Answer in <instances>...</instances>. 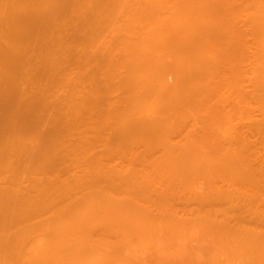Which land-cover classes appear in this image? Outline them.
Returning <instances> with one entry per match:
<instances>
[{
	"label": "bare ground",
	"instance_id": "obj_1",
	"mask_svg": "<svg viewBox=\"0 0 264 264\" xmlns=\"http://www.w3.org/2000/svg\"><path fill=\"white\" fill-rule=\"evenodd\" d=\"M109 1L0 0V264H264V0Z\"/></svg>",
	"mask_w": 264,
	"mask_h": 264
},
{
	"label": "rangeland",
	"instance_id": "obj_2",
	"mask_svg": "<svg viewBox=\"0 0 264 264\" xmlns=\"http://www.w3.org/2000/svg\"><path fill=\"white\" fill-rule=\"evenodd\" d=\"M108 1H109V0H108ZM108 1L106 0V4H107V5H108V3H107ZM109 2H110V1H109ZM138 5H139V4H138ZM138 5H135V7L138 6ZM140 7H141V6H140ZM136 10H137V9H136ZM138 11H139V10H138ZM127 19H128V18H127ZM125 21H126V20H125ZM127 21H128V20H127ZM127 21H126V22H127ZM116 24H117V23H116ZM119 24H120V23H119ZM121 24H122V23H121ZM124 24H125V23H124ZM127 24H128V23H127ZM125 25H126V24H125ZM113 26H114V25H113ZM116 26H117V25H116ZM123 26H124V25H123ZM123 26H122V27H123ZM138 26H139V25H138ZM111 27H112V26H111ZM118 27H120V25H119ZM118 27H117V28H118ZM122 27H121V28H122ZM124 27H125V26H124ZM151 27H152V26H151ZM67 28H68V31H67V32L75 33V32H72L73 29H71L70 27H67ZM127 28H128V27H127ZM127 28H126V29H127ZM132 28H134V27H132ZM137 28H139V27H137ZM148 28H149V27H148ZM152 28H153V27H152ZM113 29H114V28H113ZM119 29H120V28H119ZM119 29H118V30H119ZM126 29L123 28L122 31H123V30L125 31ZM128 29H130V28H128ZM65 30H66V29H65ZM118 30H116V31H118ZM132 30H133V29H132ZM132 30H131V31H132ZM148 30H149V29H148ZM153 30H154V29H152V31H153ZM62 31H63V30H62ZM62 31H61V32H62ZM111 31H112V30H111ZM111 31H109V32H111ZM114 31H115V30H114ZM122 31L120 30V34H121ZM124 31H123V32H124ZM140 31H141V29H140ZM140 31H139V32H140ZM150 31H151V30H150ZM64 33H66V32H64ZM111 33H112V32H111ZM111 33H110L109 35H111ZM115 33H116V32H114V35H115ZM125 33H127V32H125ZM129 33H130V30L128 31V35H129ZM132 33H133V31H132ZM132 33H131L130 35H134V34H132ZM66 34H68V33H66ZM112 34H113V33H112ZM70 35H71V34H70ZM70 35H69V39L71 38ZM72 35H73V34H72ZM136 35H137V34H136ZM117 36L119 37V33H118V35H116L115 38H117ZM134 36H135V35H134ZM103 37L106 38V37H107V34H106V36L104 35ZM111 37H112V36H111ZM100 38H102V37H100ZM107 38H108V40H109V37H107ZM115 38H114V39H115ZM110 39H111V38H110ZM112 39H113V38H112ZM117 39H120V37L117 38ZM117 39H115V40H117ZM101 40H102V41H101ZM101 40H100L101 42H104V41H103L104 39H101ZM176 40H177V38H176ZM179 40H180V39H179ZM106 41H107V40H106ZM174 41H175V40H174ZM65 42H66V41H65ZM101 42H99V43H101ZM113 42H114V41H113ZM116 42H117V41H116ZM177 42H178V40H177ZM78 43L81 44V43H83V42H81V43H80V42H77L76 44H78ZM111 43H112V42H111ZM179 43H180V42H179ZM181 43H182V42H181ZM70 44H72V43H70ZM70 44H67V46L70 45ZM83 44H84V43H83ZM95 44H96V43H95ZM115 44H116V43H115ZM173 44H174V43H173ZM64 45H65V44H64ZM117 45H118V44H117ZM175 45H176V44H175ZM177 45H178V43H177ZM65 46H66V45H65ZM71 46H72V45H71ZM74 46H75V45H74ZM81 46H82V45H81ZM115 46H116V45H115ZM121 46H122V44H121ZM121 46H119V47H121ZM69 47H70V46H69ZM69 47H68V48H69ZM79 47H80V46H79ZM95 47H96V46H95ZM95 47L93 46L94 49H95ZM117 47H118V46H116V48H117ZM119 47H118V48H119ZM63 48H65V47H63ZM68 48L66 47L65 49H68ZM74 48H75V47H74ZM77 48H78V47H77ZM80 48H81V47H80ZM113 48H114V47H113ZM71 49H72V48H71ZM71 49H69L68 51L65 50L66 53H65V55L63 54V55L65 56V58H66V57H69V59H72V57H74V56L76 57V55H74V56H70V54L73 53V52L70 51ZM81 49H82V48H81ZM83 49H84V48H83ZM114 49H115V48H114ZM114 49H112V50H114ZM121 49H122V48H121ZM126 49H127V48H126ZM126 49L123 48L124 51H125ZM62 50H63V49H62ZM62 50H60V52H61ZM72 50H73V49H72ZM75 50H76L75 53L77 54L78 51H77V49H75ZM89 50H90V49H89ZM123 50H122V52H124ZM131 50H132V49H131ZM131 50L128 49L127 52L130 54V53H132ZM57 51H58V50H57ZM63 51H64V50H63ZM73 51H74V50H73ZM81 51H82V50H81ZM83 51H84V50H83ZM83 51H82V52H83ZM58 52H59V51H58ZM92 52H93V51H92ZM110 52H111V50L109 51V53H110ZM120 52H121V51H120ZM63 53H64V52H63ZM75 53H74V54H75ZM107 53H108V52H107ZM112 53H113V52H112ZM112 53H111V54H112ZM114 53H115V52H114ZM128 53H127V54H128ZM37 54H39L38 51H37ZM58 54H60V53H58ZM79 54H80V51H79ZM79 54H78V55H79ZM122 54H123V53H122ZM55 55H56V54H55ZM78 55H77V56H78ZM83 55H85V54L83 53ZM83 55H81L80 57L82 58ZM103 55H105V53H103ZM107 55H108V54H107ZM85 56H87V55H85ZM167 56H170V55H167ZM58 57H59V56H58ZM62 57H63V56H62ZM104 57H106V55H105ZM107 57H109V55H108ZM107 57H106V58H107ZM60 58H61V56H60ZM77 58L79 59V57H77ZM153 58H154V57H153ZM169 58H172V56H170ZM57 59H58V58H57ZM57 59H56V60H57ZM61 59H62V58H61ZM66 59H67V58H66ZM75 59H76V58H75ZM172 59H173V58H172ZM67 60H68V59H67ZM67 60H66V61H67ZM73 60H74V58H73ZM84 60H85V59H84ZM155 60H156V59H155ZM167 60L170 61V59H167ZM57 61H59V60H57ZM66 61H65V59H64V62H66ZM68 61H69V60H68ZM71 61H72V60H71ZM74 61H75V60H74ZM80 61H81V60H79V63H80ZM172 61H173V60H172ZM61 62H62V61H61ZM64 62H63V64H65ZM84 62H85V61H84ZM73 63H74V62H73ZM76 63H78V62L75 61V64H76ZM81 63H82V62H81ZM85 63H86V62H85ZM92 63H93V62H92ZM94 63H95V62H94ZM172 63H173V62H172ZM172 63H171V66H172ZM58 64H60V63L58 62ZM66 64H67V63H66ZM70 64H71V63H70ZM70 64H67V65H70ZM86 64H87V63H86ZM88 64H89V63H88ZM95 64H96V63H95ZM168 64H169V63H168ZM60 65H61V64H60ZM67 65H66V67H67ZM91 65H93V64H91ZM58 66H59V65H58ZM71 66H72V65H71ZM74 66H75V65H74ZM74 66H73V67H74ZM86 66H87V67H91V68H92V71H94L92 66H90V65H89V66L86 65ZM33 67H34V66H33ZM64 67H65V66H64ZM66 67H65V68H66ZM68 67H70V66H68ZM75 67H76V66H75ZM75 67H74V68H75ZM77 67H78V65H77ZM96 67H97V66H96ZM101 67H104V68L106 69V68H107V65H104V64H103ZM34 68H35V67H34ZM34 68H33V70H34ZM37 68H38V67H37ZM56 68H57V67H56ZM70 68H71V67H70ZM70 68H69V69H70ZM74 68H73V69H74ZM91 68H90V69H91ZM94 68H95V67H94ZM108 68H110V65L108 66ZM57 69H58V68H57ZM67 69H68V68H67ZM73 69H71L70 71H73V72H74ZM77 69H78V68H77ZM77 69H76V73H77ZM87 69H88V68H87ZM87 69L85 68V70H87ZM33 70H32V71H33ZM37 70H38V69H36V71H37ZM53 70H56V69H53ZM53 70H52V71H53ZM58 70H59V69H58ZM61 70H62V69H61ZM52 71H50V72H52ZM62 71H63V70H62ZM62 71H61V72L59 71L60 74L62 73ZM81 71H83V70H81ZM50 72H49V73H50ZM85 72H87V73L89 74L90 70H89V72H88V71H85ZM85 72H84V74H85ZM34 73H35V71H34ZM55 73H56V72H55ZM80 73H81V72H80ZM91 73H93V72H91ZM170 73H171V72H170ZM170 73H169V74H170ZM45 74H46V73H45ZM53 74H54V73H53ZM58 74H59V73H58ZM70 74H72V73H70ZM78 74H79V72L77 73V75H78ZM82 74H83V73H82ZM169 74H167V75H168L167 78H170V77H171V79L173 80V78H175V76H173L172 74H170V76H169ZM174 74H175V73H174ZM46 75H47V74H46ZM46 75H44V77H45ZM56 75H57V74H56ZM72 75H73V74H72ZM74 75H75V74H74ZM74 75H73V77H76V75H75V76H74ZM90 75H91V74H90ZM171 75H172V76H171ZM182 75H183V74H182ZM250 75H251V74H250ZM250 75H249V77H250ZM47 76H48V75H47ZM60 76H61V75H60ZM50 77H51V75H50ZM55 77H56V76H55ZM68 77H69V76H68ZM71 77H72V76H70V79H71ZM79 77L81 78L82 76H79ZM172 77H173V78H172ZM32 78L34 79V77H32ZM58 78H59V77H58ZM165 78H166V77H165ZM167 78H166V79H167ZM217 78H218V77H217ZM243 78H244V77H243ZM28 79H29V78H28ZM30 79H31V78H30ZM43 79L45 80V79H47V78H43ZM48 79H50V78H48ZM48 79H47V81H48ZM70 79L68 78V80H70ZM73 79H74V78H73ZM76 79H77L76 82H78V81L80 82V81H81V80H78V78H76ZM76 79H75V80H76ZM171 79H168V80H171ZM175 79H176V78H175ZM247 79H248V78H247ZM34 80H35V79H34ZM39 80H40V79H39ZM55 80H56V79H55ZM75 80H74V81H75ZM82 80H83V79H82ZM215 80H216V79H215ZM240 80H241V79H240ZM26 81H27V80H26ZM36 81H37V78H36V80H35V83H36ZM41 81H42V79H41ZM50 81H51V80H50ZM166 81H167V80H166ZM218 81H220V79H218ZM37 82H38V81H37ZM42 82H43V81H42ZM48 82H49V81H48ZM53 82H54V81H53ZM53 82H51V84H52ZM57 82H58V81L56 80V83H57ZM67 82H69V81H67ZM71 82H72V81H71ZM167 82H169V81H167ZM241 82H242V80H241ZM247 82L249 83V79L247 80ZM23 83H24V82H23ZM26 83H27V82H25L24 84H26ZM35 83H34V84H35ZM38 83H40V82H38ZM45 83H46V82H45ZM82 83H84V82H81V84H82ZM169 83H172V81L169 82ZM248 83H246V82L244 83V82H243L242 85L244 84V86H245V84H248ZM31 84H33V83L31 82ZM47 84H48V83H47ZM47 84H46V85H47ZM64 84H65V83H64ZM88 84H89V83H88ZM88 84H87V85H88ZM250 84H251V83H250ZM26 85H27V84H26ZM26 85H24V86L26 87ZM29 85H30V84H29ZM35 85H36V84H35ZM39 85H40V84H39ZM39 85H38V87H39ZM41 85H42V84H41ZM49 85H50V84H49ZM52 85L54 86V84H52ZM65 85H66V84H65ZM67 85H68V84H67ZM67 85H66V86H67ZM69 85H71V84H69ZM85 85H86V84H84V85H82V86H85ZM89 85H90V84H89ZM89 85H88V87H89ZM30 86H32V85H30ZM36 86H37V85H36ZM36 86H34V87H36ZM42 86H43V85H42ZM44 86H45V85H44ZM57 86H59V85H55L54 88H55V87L57 88ZM60 86H61V85H60ZM62 86H63V85H62ZM62 86H61V87H62ZM66 86H65V87H66ZM121 86H122V85H121ZM246 86H247V85H246ZM249 86H250V88L252 87L251 85H248V86H247L248 89H249ZM32 87H33V86H32ZM45 87H46V89H49V87H52V86H48V87L45 86ZM45 87H43V88H45ZM30 88H31V87H30ZM30 88H29V89H30ZM52 88H53V87H52ZM58 88H59V87H58ZM58 88H57V89H58ZM63 88H64V87H63ZM67 88H68V87H67ZM69 88H70V86H69ZM80 88H81V87H80ZM118 88H119V87H118ZM118 88H117V89H118ZM232 88H234V90H237V89H235V86L232 87ZM236 88H237V87H236ZM31 89H32V88H31ZM34 89H35V88H34ZM36 89H38V88H36ZM40 89H41V88H40ZM50 89H51V88H50ZM71 89H72V87H71ZM84 89H85V90H84ZM84 89L82 88L81 91H82V92H86V91H88L89 88L87 89V86H86ZM119 89H120V88H119ZM124 89H125V88H123V90H124ZM201 89H202V88H201ZM246 89H247V88L245 87V90H246ZM25 90H27V89L25 88ZM32 90H33V89H32ZM41 90H42V89H41ZM58 90L60 91V89H58ZM62 90H64V89H62ZM66 90H67V89H66ZM120 90H121V89H120ZM125 90H126V89H125ZM202 90H205V89H202ZM230 90H231V89H229V91H230ZM251 90H252V88H251ZM35 91H36V90H35ZM35 91H34L33 93H39V92H37L38 90H37L36 92H35ZM43 91H44V90H43ZM43 91H42V92H43ZM56 91H57V90H56ZM59 91H58L57 94H56V92H55V94L58 96V99H59V101H60V105H63L64 103H66V101L64 102L65 99H63L65 95L63 94V91H62V93H61V91H60L61 94H59ZM69 91H72V90H69ZM200 91H201V90H200ZM205 91H206V90H205ZM240 91H241V90H240ZM249 91H250V89H249ZM29 92L32 93V91H29ZM40 92H41V91H40ZM44 92H45V91H44ZM51 92L54 94V90H52ZM117 92H118V90H117ZM120 92H121V91H120ZM125 92H126V91H125ZM178 92H179V91H178ZM180 92H181V89H180ZM182 92H183V90H182ZM216 92H217V91H216ZM216 92H214V93L216 94ZM26 93H28V91L25 92V94H26ZM65 93H66V92H65ZM68 93H69V92H68ZM218 93H219V92H218ZM229 93H230V92H229ZM234 93H235V92H234ZM234 93H233V94H234ZM238 93H239V91H238ZM29 94H30V93H29ZM47 94L49 95V92H48ZM47 94H46V95H47ZM50 94H51V93H50ZM62 94H63V95H62ZM69 94L71 95V93H69ZM219 94H220V93H219ZM219 94H218V95H219ZM227 94H228V93H227ZM233 94L231 93V96H234ZM27 95H28V94H27ZM27 95H26V96H27ZM33 95H34V94H33ZM33 95H32V96H33ZM61 95H62V96H61ZM70 95H69V97H67V99L70 98ZM213 95H214V94H213ZM218 95H217V96H218ZM228 95H229V94H228ZM238 95H240V94H238ZM238 95H237V96H238ZM28 96H30V95H28ZM66 96H68V95H66ZM123 96H125V95L123 94ZM197 96H198V95H197ZM199 96H200V95H199ZM215 96H216V95H215ZM33 97H34V96H33ZM52 97H54V96L51 95V99H52ZM55 97H56V96H55ZM201 97H202V96H201ZM201 97H200V99H198V100H201ZM208 97H209V96H208ZM208 97H207V99H208ZM212 97H213V96H212ZM219 97H221V96H219ZM26 98H27V97H26ZM204 98H206V96H204ZM210 98H211V96H210ZM215 98H217V97H215ZM238 98L242 99V98L239 97V96L237 97V99H238ZM30 99H32V97H31ZM46 99H47V97H46ZM46 99H45V100H46ZM51 99H50V100H51ZM53 99H54V98H53ZM56 99H57V98H56ZM58 99H57V100H58ZM62 99H63V102L61 101ZM212 99H213V98H212ZM212 99H210V100H212ZM217 99H220V98H217ZM228 99H230V97H229ZM235 99H236V96L234 97L233 100H235ZM237 99H236L235 101H238V102H239V100H237ZM48 100H49V98H48ZM50 100H49L48 102H50ZM57 100H56V101H57ZM68 100H69V99H68ZM202 100H204V99H202ZM202 100L200 101V103L202 102ZM208 100H209V99H208ZM208 100H207V101H208ZM210 100H209V101H210ZM54 101H55V100H54ZM54 101H51V102H54ZM204 101H205V100H204ZM207 101H205V102H207ZM214 101H215V100H214ZM235 101H234V104H235ZM254 101H255V100H254ZM254 101H251V102L254 103V104H252V105L257 106V108L255 109L256 112H257V111H258V110H257V109H258V105H257V104L255 105L256 102H254ZM68 102H69V101H68ZM212 102H213V100H212ZM226 102L228 103V100H227ZM244 102H245V101H244ZM251 102L249 101V102H247V104H248V103L251 104ZM202 103H204V102H202ZM202 103H201V104H202ZM227 103H225L227 106H230L231 108H233V107L230 105V104L232 103L231 101H230V104H227ZM52 104H53V103H52ZM220 104H222V103H220ZM247 104H245V105H247ZM250 104H249V106H250ZM64 105H65V104H64ZM222 105H223V104H222ZM226 105H225V106H226ZM236 105H238V103H237ZM236 105H234V106L236 107ZM66 106H67V104H66ZM62 107H64V106H62ZM250 107H251V106H250ZM250 107H249V108H250ZM252 107H253V106H252ZM60 108H61V106H60ZM228 108H229V107H227V110H230L231 112H232V110L234 109V108H233V109H228ZM62 109H64V108H62ZM98 109H99V108H98ZM96 110H97V109H96ZM227 110H226V111H227ZM255 110H254V112H255ZM217 111H218V110H217ZM261 111H262V110H261ZM261 111H260V109H259V113H258V114H254V115H257L256 118L259 119V120H260V118H258V115H260ZM227 112H228V111H227ZM233 112H234V111H233ZM233 112H232V113H233ZM249 112H251V113H249ZM249 112H247V114L249 113L251 116H250V115H249V116L247 115L248 118L254 116V115H253V109H252V111H249ZM256 112H255V113H256ZM223 113H224V112H223ZM232 113H231V114H232ZM215 114L217 115L216 112H214V113L211 114V115H215ZM234 114H235V113H234ZM245 114H246V113H245ZM245 114L243 115V116H244V120H246V119H245V118H246ZM262 114H263V113H262ZM232 116H233V115H232ZM260 116H261V115H260ZM262 116H263V115H262ZM214 117H215V116H213V118H214ZM233 117H234V116H233ZM238 117H240V116H238ZM254 117H255V116H254ZM254 117H252V118H254ZM242 118H243V117H242ZM256 118H255V119H256ZM216 119H217V118H215V120H216ZM230 119H233V118L231 117ZM237 119H239V118L236 117L234 120H237ZM240 119H241V117H240ZM257 119H256V120H257ZM261 119H262V117H261ZM170 120H171V119H170ZM170 120H169V121H170ZM219 120H220V119H219ZM222 120H223V119H221L219 122H221ZM244 120H242V121L245 122L244 124L246 125V121H247L248 119H247L246 121H244ZM250 120L252 121V119H250ZM256 120L253 119V122H255ZM259 120H258V121H259ZM171 121H172V120H171ZM171 121H170V122H171ZM174 121H175V120H174ZM174 121H172L173 124L176 122V121H175V122H174ZM240 121H241V120H240ZM240 121H239V122L237 121V122L239 123L238 125H240V123H241ZM248 121H249V120H248ZM167 122H168V121H167ZM170 122H169V125H170ZM190 122H191V121H190ZM235 122H236V121H235ZM253 122L251 123V126H252V124H254ZM165 123H166V122H165ZM188 123H189V122H188ZM226 123H227V122H226ZM230 123H231V120H230ZM247 123L250 124L249 122H247ZM171 124H172V123H171ZM173 124H172V125H173ZM213 124H215V123H213ZM219 124H220V123H219ZM222 124L224 125L223 122H222ZM241 124H242V123H241ZM248 124H247V125H248ZM187 125H188V124H187ZM189 125H190V124H189ZM191 125H192V124H191ZM216 125H217V122H216ZM216 125H215V126H216ZM220 125H221V124H220ZM220 125H219V126L217 125V127L220 128ZM225 125L227 126V124H225ZM236 125H237V124H236ZM215 126H213V127H215ZM232 126H233V125H232ZM241 126H242V125H241ZM249 126H250V125H249ZM191 127H192V126H191ZM191 127H190V128H189V127H186V129L188 128V129L190 130ZM224 127H225V126H223V128H224ZM206 128H207V127H206ZM211 128H212V127H211ZM221 128H222V126H221ZM181 129H182V128H181ZM183 129H184V128H183ZM197 129H198V128H197ZM207 129H208V128H207ZM184 130H185V129H184ZM208 130H210V129H208ZM217 130H218V129H217ZM180 131H181V130H180ZM190 131H191V130H190ZM190 131H189V132H190ZM197 131H198V130H197ZM205 131H206V130H205ZM213 131H214V130H212V132H211V131H210V132L213 134ZM215 131H216V130H215ZM215 131H214V132H215ZM177 132H178V131H177ZM182 132H183V131H182ZM187 132H188V130H187ZM187 132H186V133H187ZM219 132H221V131H218L217 134H218ZM186 133H184V136H188ZM195 133H196V131H195ZM211 133H210V134H211ZM189 134H191V133H189ZM200 134H201V133H200ZM207 134H209L208 131H207ZM219 134H220V133H219ZM219 134H218V135H219ZM250 134H251V133H250ZM252 134H255V133L253 132ZM172 135H175V134L173 133ZM179 135H181V133H180ZM193 135H195V134H193ZM220 135H221V134H220ZM220 135H219V136H220ZM255 135L257 136V134H255ZM195 136H196V135H195ZM205 136H206V135H205ZM205 136H203V138H204ZM209 136H210V135H208V138H209ZM213 136H217V135L213 134ZM219 136H218V137H219ZM250 136H251V135H250ZM250 136H248V137H250ZM253 136H254V135H253ZM253 136H251V137H253ZM258 136H259V134H258ZM258 136H257V137H258ZM260 136H261V135H260ZM260 136H259V138H260ZM175 137H176V136H174L173 138H175ZM179 137H180V136H179ZM179 137H177V138L179 139ZM181 137L184 138L183 136H181ZM221 137H222V135H221ZM221 137H220L219 139H223V138H224V137H223V138H221ZM177 138H175L174 140H176ZM182 138H181V139H182ZM197 138H198V137H197ZM197 138H196V139H197ZM201 138H202V137H201ZM206 138H207V136H206ZM259 138H258V140H259ZM211 139H212V138H211ZM214 139H216V138L214 137ZM261 139H262V138H260V140H261ZM186 140H187V139H186ZM186 140H184V142H185ZM199 140L201 141L202 139H199ZM205 140H206V139H205ZM212 140H213V139H212ZM217 140H218V139H217ZM59 141H60V140H59ZM172 141H173V139H172ZM179 141H181V140H179ZM194 141H195V140H193L192 142H194ZM197 141H198V140H197ZM197 141H195V142H197ZM210 141H211V140H210ZM210 141H209V142H210ZM215 141H216V140H215ZM218 141H220L219 143L221 144V140H218ZM40 142H41V141H40ZM182 142H183V140H182ZM190 142H191V141H190ZM205 142H206V141H205ZM207 142H208V140H207ZM173 143L177 144L178 141H177V143H176V142H173ZM199 143H200V142H199ZM202 143H204V142H202ZM212 143H213V142H212ZM178 144H182V143L180 142V143H178ZM178 144H177V145H178ZM192 144H194V143H192ZM208 144H209V143H208ZM210 144H211V143H210ZM215 144H218V143L215 142ZM194 145H195V144H194ZM196 145H198L199 148L201 147L200 144H197V143H196ZM206 145H207V144H206ZM211 145H212V144H211ZM213 145H214V144H213ZM203 146H205V144H204ZM216 146H217V145H216ZM218 146H219V145H218ZM139 147L141 148V147H143V145H140ZM207 147L210 148V145H208ZM211 147H212V146H211ZM213 147H215V146H213ZM234 147H235V145H234ZM100 148H101V147H100ZM143 148H144V147H143ZM197 148H198V147H197ZM201 148H203V147H201ZM205 148H206V147H205ZM220 148H221V147H220ZM98 149H99V148H98ZM98 149H97V150H98ZM206 149H207V148H206ZM206 149H204L205 151H204L203 149H202L201 151H203V152L208 151V150H206ZM214 149H216V147H215ZM214 149H213V150H214ZM157 150H158V149H157ZM159 150H161V149H159ZM217 150H218V149H217ZM221 150H222V149H220V151H221ZM142 151H143V150L141 149V152H142ZM220 151H219V152H220ZM154 152H155V151H154ZM156 152H157V151H156ZM199 152H200V151H199ZM215 152H216V150H215ZM215 152H214V153H215ZM217 152H218V151H217ZM219 152H218V153H219ZM158 153H159V152H158ZM208 153H210V151H209ZM214 153H213V154H214ZM221 153H222V151H221ZM202 154H203V153H202ZM204 154L206 155L207 152L204 153ZM210 154H211V153H210ZM219 154H220V153H219ZM154 155H155L156 158L158 157V154L154 153ZM154 155H153V156H154ZM156 155H157V156H156ZM159 155L161 156V154H159ZM211 155H212V154H211ZM216 156H217V155H216ZM211 157H213V155H212ZM214 157H215V154H214ZM214 157H213V158H214ZM219 157H220V155H219ZM153 158H154V157H152V159H153ZM209 158H210V157H209ZM217 158H218V157H217ZM215 159H216V158H215ZM148 162H149V159H148ZM123 164H124V163H123ZM55 170H56V169H55ZM55 170H53V171L56 172ZM60 170H61V169H60ZM60 170L57 169V171H60ZM218 170H219V169H218ZM53 171H51V173H52ZM59 174H60V172H59ZM24 176H25V174H23V177L21 176V177H22V180H23ZM26 176L29 177L28 174H26ZM200 176H201V175H200ZM200 176H199V177H200ZM27 177L25 178V179H27V180H25V179L23 180V181H25V182H24V185H25V186H26V181L29 182V180H28ZM199 177H198V179H199ZM202 177H203V176H202ZM202 177H201V179H202ZM201 179H200V180H201ZM203 179H204V181L206 182V180H205L204 177H203ZM200 180H197V181L199 182ZM219 180H220V179H219ZM216 181H218V177L216 178ZM198 182H197V184H199ZM200 182H201V181H200ZM218 182L221 183V182H222V179H221V181H218ZM218 182H217V184H220V183H218ZM224 183H226V181H225ZM224 183H223V184H224ZM29 184H30V183H29ZM29 184H28V185H29ZM31 184H32V182H31ZM204 184L206 185V183H204ZM204 184H203V181H202V183L200 184V188H201V186H203ZM221 184H222V183H221ZM221 184H220V185H221ZM205 185H204L203 188L207 187V185H206V186H205ZM224 185H225V184H224ZM182 186H183V185H182ZM185 186H186V185H185ZM221 186H222V185H221ZM183 187H184V186H183ZM197 187H199V186L197 185ZM200 188H199V189H200ZM201 190H202V188H201ZM201 193H202V192H201ZM170 202H171V201H170ZM169 204H170V203H169ZM196 204H198V203H196ZM196 204H195V205H196ZM202 204H203V203H202ZM195 205H194V206H195ZM200 205H201V204H200ZM202 206H203V205H202ZM195 207H197V206H195ZM191 208H192V207H191ZM201 208H202V207H201ZM192 209H193V208H192ZM195 209H196V208H195ZM196 210H198V209H196ZM199 210H201L200 207H199ZM178 213H179V212H178ZM195 213H196V212H195ZM195 213L192 212L191 214H192V215L194 214V216H195V215H196ZM197 213L199 214L200 211H199V212L197 211ZM201 213H202V212H201ZM180 214H183V217L185 216V215H184L185 212H184V211L181 212V209H180ZM192 215H191V216H192ZM179 216H182V215H179ZM191 216H190V217H191ZM196 216H197V215H196ZM185 217H187V216H185ZM188 217H189V216H188ZM199 227H200V226H199ZM199 233H200V232H199ZM201 235H202V234H201ZM40 237H41V236H40ZM40 237H39V238H40ZM42 237H43V236H42ZM191 238H192V240H193V237H189V239H188V238H187V239L190 240ZM187 239H186V240H187ZM194 239H195V237H194ZM206 242H207V241H206ZM202 243H205V242L201 241V245H202ZM203 245H208V243H207V244H203ZM200 247H201V246H200ZM224 250H225V249H224ZM221 252H222V250H221ZM221 252H220V253H221ZM226 252H227V251H226ZM218 253H219V252H217V254H218ZM202 254H203V252H202ZM214 254H215V253H214ZM203 255H204V254H203ZM219 255H220V254H219ZM219 255H218V256H219ZM224 255H226V254L224 253ZM201 256H202V255H201ZM206 256H207V255H206ZM221 256H222V254H221ZM216 257H217V256H216ZM222 257H223V256H222ZM225 257H226V256H224V258H225ZM202 258H203V257H202ZM210 258H211V256H210ZM224 258H223V259H224ZM205 259H207V258L205 257ZM208 259H209V258H208ZM208 259H207V260H208ZM212 259H214V258H212ZM220 259H221V257H220ZM207 260H206V261H207ZM214 260H215V259H214ZM203 261H204V260H203ZM206 261H205V262H206ZM210 261H211V260H210ZM215 261H216V260H215ZM205 262H204V263H205ZM202 263H203V262H202ZM202 263H201V264H202ZM207 263H208V262H207ZM232 263H233V262H232ZM232 263H230V264H232ZM117 264H121V263L118 262ZM235 264H240V263H235Z\"/></svg>",
	"mask_w": 264,
	"mask_h": 264
}]
</instances>
